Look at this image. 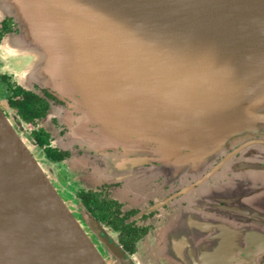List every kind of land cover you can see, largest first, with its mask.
<instances>
[{"label": "water", "instance_id": "water-1", "mask_svg": "<svg viewBox=\"0 0 264 264\" xmlns=\"http://www.w3.org/2000/svg\"><path fill=\"white\" fill-rule=\"evenodd\" d=\"M5 18L18 28L0 43L6 72L71 100L67 141L111 174L155 160L175 179L202 173L209 191L237 153L264 155V0H0ZM0 264H108L1 106Z\"/></svg>", "mask_w": 264, "mask_h": 264}, {"label": "flooded vegetation", "instance_id": "flooded-vegetation-1", "mask_svg": "<svg viewBox=\"0 0 264 264\" xmlns=\"http://www.w3.org/2000/svg\"><path fill=\"white\" fill-rule=\"evenodd\" d=\"M17 31L13 19L1 20L0 43ZM10 99L16 104L25 101L33 113L45 112L24 120ZM71 103L49 88L23 85L11 73L0 74L1 108L97 248L94 235L119 246L130 264H264V155L237 153L209 177V191L199 178L202 173L175 179L155 172L160 165L155 160L144 164L153 169L147 173L150 179L129 184L130 174L120 179L112 175L103 156L84 141H67L70 127L65 116L80 115ZM123 151L118 146L106 153ZM243 160L260 167L243 169ZM68 166H74L70 167L74 172ZM208 197L214 201L205 202ZM182 213L184 218L178 217ZM84 214L96 222L93 230L84 225ZM103 257L108 264H117Z\"/></svg>", "mask_w": 264, "mask_h": 264}, {"label": "rangeland", "instance_id": "rangeland-1", "mask_svg": "<svg viewBox=\"0 0 264 264\" xmlns=\"http://www.w3.org/2000/svg\"><path fill=\"white\" fill-rule=\"evenodd\" d=\"M26 62H27V60H26ZM25 62V63H26ZM10 67V68H9ZM11 67H12V65H10V63L9 62H6L5 60H3L1 57H0V74H2V73H5L6 72V69H11ZM19 67V66H18ZM32 83H36V82H32ZM31 83V84H32ZM37 84V83H36ZM39 85V84H38ZM2 104H3V106L6 108V109H9V110H11V108L9 107V105L6 103V100L5 99H3V101H2ZM11 114L13 115V112H12V110H11ZM42 164H44V163H42ZM72 164V163H71ZM133 165H138L137 164V162L136 163H131V167H133ZM70 167H74V166H70ZM69 166H68V168H70ZM128 167V166H127ZM113 169V168H112ZM146 168L144 167V166H141V167H135V169H126V170H119L118 169V166L116 165H114V172L115 173H113L112 175H115V177H120V176H125V175H129L128 177H129V184H131L132 182H134V181H136L137 179H138V177L140 176V175H142V173H143V171L145 170ZM70 170H71V172H74L73 170H72V168H70ZM156 172V171H155ZM126 178V177H125ZM120 179V178H119ZM80 217H81V215H80ZM178 217H181V218H184V214L182 213L181 214V216L180 215H178ZM82 220H83V223H84V225L86 226V228L87 229H89V230H93L92 229V227L89 225V223H88V221H86L85 220V217L84 216H82ZM93 234V233H92ZM94 234H95V232H94ZM93 234V235H94ZM93 238H94V240H95V242H96V244L98 245V247H99V249H100V251L103 253V255L104 256H107V257H110V258H112L113 260H114V262H116L117 263V259L115 258V256L114 255H112L111 254V250H110V248L109 247H107L104 243H102V238L100 237V239L99 238H97L95 235L93 236ZM118 264V263H117Z\"/></svg>", "mask_w": 264, "mask_h": 264}, {"label": "trees", "instance_id": "trees-1", "mask_svg": "<svg viewBox=\"0 0 264 264\" xmlns=\"http://www.w3.org/2000/svg\"><path fill=\"white\" fill-rule=\"evenodd\" d=\"M12 106H16L19 109V112L21 114V117L24 120H33L35 117H40L44 114V109H38L35 110L33 113V110L31 109V105H28L25 101H18L17 104L10 99ZM41 142H44V140H41Z\"/></svg>", "mask_w": 264, "mask_h": 264}]
</instances>
